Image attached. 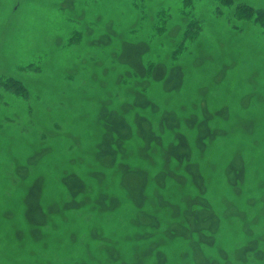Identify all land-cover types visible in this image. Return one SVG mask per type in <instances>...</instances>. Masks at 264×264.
<instances>
[{
    "label": "rangeland",
    "instance_id": "1",
    "mask_svg": "<svg viewBox=\"0 0 264 264\" xmlns=\"http://www.w3.org/2000/svg\"><path fill=\"white\" fill-rule=\"evenodd\" d=\"M143 2L0 0V264H264V0Z\"/></svg>",
    "mask_w": 264,
    "mask_h": 264
},
{
    "label": "trees",
    "instance_id": "2",
    "mask_svg": "<svg viewBox=\"0 0 264 264\" xmlns=\"http://www.w3.org/2000/svg\"><path fill=\"white\" fill-rule=\"evenodd\" d=\"M221 5L223 6H230L233 3V0H217ZM141 4H144L143 0H140ZM184 7H193V0H184ZM144 8V5H142ZM236 15L238 16L239 19L244 20V21H253L255 24L261 26L264 28V9H256L250 5L247 4H239L236 7ZM181 15V14H180ZM186 15V12L185 14ZM168 19V18H167ZM167 19L163 18L162 22L159 23L160 26H158V29H163V27L167 24ZM194 25L196 26V30L193 29ZM188 29V31H187ZM198 23L196 22H190L187 25L186 31H185V37L183 39V43L186 41L192 42L195 40L196 37H198L200 34ZM182 46H178L177 50L181 51Z\"/></svg>",
    "mask_w": 264,
    "mask_h": 264
},
{
    "label": "bare ground",
    "instance_id": "3",
    "mask_svg": "<svg viewBox=\"0 0 264 264\" xmlns=\"http://www.w3.org/2000/svg\"><path fill=\"white\" fill-rule=\"evenodd\" d=\"M23 35V34H22ZM22 35H19L18 37L15 35L14 37H12L11 38V42H10V44L11 43H13L16 39H19V38H22ZM134 43H137V41H135ZM8 45V47H7V49H6V51L7 52H10L11 50H12V47H11V45ZM108 59H110V57H109V55H106V59L105 60H108ZM185 66H187V64L185 65ZM237 76L238 75H236V73L233 75V77L235 78V80H234V85H238V84H240L239 82H238V80H237ZM241 87H243L240 91H238L240 94L241 93H245V94H249V92H247L248 90H247V88H246V86H245V84H242V85H240ZM189 88V87H188ZM238 90V88H233V90H228V91H226V92H223V91H220V90H218V92H219V94H217V93H215L214 95H213V97H212V101H214V103H215V107H219V106H221L220 104H218V102L219 101H221V99L220 98H225V94H227V93H229L230 95H233L234 94V92H232V91H237ZM218 95L220 96V98L218 97ZM221 103V102H220ZM217 117V116H216ZM220 123H221V121H220ZM222 147V146H221ZM223 148V147H222ZM224 149V148H223ZM225 156V154L223 155V157Z\"/></svg>",
    "mask_w": 264,
    "mask_h": 264
}]
</instances>
